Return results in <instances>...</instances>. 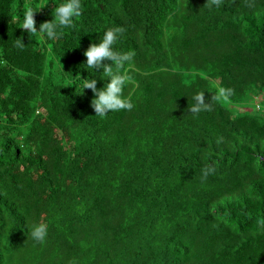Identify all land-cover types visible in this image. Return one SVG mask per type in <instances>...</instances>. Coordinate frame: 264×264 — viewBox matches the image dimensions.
I'll return each mask as SVG.
<instances>
[{"label": "trees", "instance_id": "1", "mask_svg": "<svg viewBox=\"0 0 264 264\" xmlns=\"http://www.w3.org/2000/svg\"><path fill=\"white\" fill-rule=\"evenodd\" d=\"M60 2L0 0V264H260L264 0H82L60 39L22 28L31 10L39 31ZM113 27L125 29L115 49L134 52L123 89L134 109L101 118L79 78ZM219 87L233 89L227 102ZM197 92L210 110L193 114ZM142 170L113 209L90 191Z\"/></svg>", "mask_w": 264, "mask_h": 264}, {"label": "clouds", "instance_id": "2", "mask_svg": "<svg viewBox=\"0 0 264 264\" xmlns=\"http://www.w3.org/2000/svg\"><path fill=\"white\" fill-rule=\"evenodd\" d=\"M211 5L219 6L221 0H209ZM82 0H61L59 5H55L53 12L51 13L52 19L39 25V31L35 27V20L33 17L34 11L29 10L23 16L22 24L23 29L27 30L29 36L35 37L37 35L42 38H46L48 41L60 39L65 28H71L73 26L74 18L81 15ZM125 29L122 27H113L103 32L102 38H98L97 43H90L89 47L84 51L83 55L86 58L85 66L91 69L89 76L92 78L80 79L81 91L84 89L91 90L93 93V99L90 101V106L95 112V116L105 117L108 113L124 111H132L134 104L130 98L123 96V89L129 83L130 77L125 72L126 64L132 61L134 52H119L115 49V45L118 40L123 37ZM17 46L23 48L24 45L20 39H16ZM108 61L110 63H102ZM171 68V67H170ZM170 68L169 71H170ZM210 71L212 67L210 64L205 66ZM94 69H102V74L107 76L108 79L103 84H97V79L94 76ZM166 74L167 69L159 70ZM104 76V77H105ZM106 77V78H107ZM75 81V79H74ZM216 83V81H214ZM218 85V84H216ZM233 95V89L219 87L215 99L223 100L227 102ZM193 103L189 108L190 113L197 114L201 111L210 110V105L204 97V92H197L192 97ZM159 107V104H158ZM259 110V106H255V111ZM37 113H44L43 109L37 111ZM47 124L55 128V124L51 122V115L46 113ZM219 124V123H217ZM144 144H146L144 142ZM149 150V149H148ZM142 156V155H141ZM144 159V157L142 156ZM212 169L209 168L208 172ZM145 173V174H144ZM147 173L142 170V173L137 177V183L134 180H118L112 182L111 180H100L98 187L95 190H90L101 198V205L106 204L107 201L111 203V209L120 206L125 199L130 200L138 191V186L143 182V178ZM207 175V173H205ZM149 186L148 180L143 185L144 195L147 187ZM101 192V193H99ZM146 196V195H145ZM116 197H123L124 199H117ZM48 236L47 226L43 223H38L33 226L31 230V237L37 243H44ZM150 249L147 252H152ZM158 261L161 258L157 259ZM260 264H264V256Z\"/></svg>", "mask_w": 264, "mask_h": 264}]
</instances>
